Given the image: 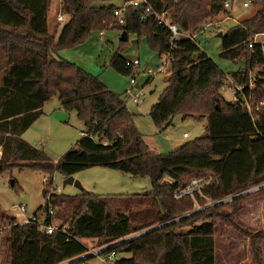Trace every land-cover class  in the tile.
<instances>
[{"label": "trees", "instance_id": "16d2710c", "mask_svg": "<svg viewBox=\"0 0 264 264\" xmlns=\"http://www.w3.org/2000/svg\"><path fill=\"white\" fill-rule=\"evenodd\" d=\"M97 1L62 0L69 18L56 37L47 25L50 0H0V173L13 168L35 169L48 175L46 181L52 183L55 171L68 177L104 166L132 177H149L152 189L128 196L53 193L34 214L54 221L58 209L65 205L70 213L68 226L62 224L47 234L33 221L11 223L6 237L10 264H61L89 252L82 241L85 238L105 239L102 247L264 183V108L253 119L239 101L225 100L221 89L227 74L198 42L186 37L172 41L171 31L156 16L170 14L182 32L200 31L212 22L205 23L212 16L228 13L226 0H149L153 12L145 6L128 8L124 23L114 14L117 7L96 5ZM7 12L14 18L5 17ZM107 17L114 18L113 27L139 37L146 35L160 57L170 53L174 58L168 85L150 111L159 129L167 128L181 112L185 118L205 116L207 135L169 153L151 150L119 95L84 69L55 57L62 48L84 40L93 29L108 27L101 25ZM257 33H264V0L253 16L224 32L221 55L244 62L232 74L238 82H248L249 71L259 68L255 94L264 99V56L260 46H248ZM58 65L60 69L52 70ZM111 65L132 73L120 55ZM205 95L211 106L208 112L188 104ZM53 96H58L65 110L77 111L86 128L57 161L23 137ZM200 178L211 180L202 193L176 198L180 187ZM241 199L230 202L236 204ZM114 201L120 205L114 207ZM50 205L55 210L52 217ZM221 208L222 204L170 222L100 254L128 253L114 264H215L213 217L222 216ZM185 226L191 229L180 232Z\"/></svg>", "mask_w": 264, "mask_h": 264}, {"label": "rangeland", "instance_id": "374dc122", "mask_svg": "<svg viewBox=\"0 0 264 264\" xmlns=\"http://www.w3.org/2000/svg\"><path fill=\"white\" fill-rule=\"evenodd\" d=\"M127 1L130 0H99L96 5H112L120 8ZM245 2L249 3L248 7H243ZM230 3L231 9L228 11L231 15L230 18L224 20L226 14H220L205 21L207 23L224 20L220 24V29L207 27L197 37L201 50L214 59L227 74L221 93L229 102L233 100L234 96L229 81L235 80L232 74L239 71L244 66V62L242 60H229L221 55L223 38L218 37L217 34L220 31L225 32L244 19L253 16L260 8L262 0H259L258 3H253L252 0H230ZM59 14H62L65 20L69 18L68 15H65L61 0H50L47 25L49 32L56 37L59 36L65 22L57 20ZM10 16L13 17L12 13L7 12L5 17L10 19ZM113 23V17L103 19L101 25H108V27L93 29L84 40L62 48L55 54V57L84 69L90 75L97 77L109 90L119 95L127 109L134 114V124L143 134L151 150L169 153L187 142H193L207 135L205 116L185 118L181 112L175 114L172 123L167 128L159 129L152 120L150 111L167 87V78L170 73L168 71L159 72L151 78L143 71L152 69L156 72L165 58L160 57L158 51L151 47L146 35L139 37L136 33L130 32L127 41L121 40L123 31L118 26L113 27ZM198 30L195 28L191 31L197 32ZM117 55L124 59L140 57L141 73L135 70L133 74L137 76L136 81L140 85L139 88H136L135 84L130 81L132 73L125 74L111 65L112 60ZM60 68L61 66L58 65L52 70ZM228 78L230 80H227ZM129 89L133 90V94L142 93L139 102L132 101V95L128 93ZM207 97L205 95L200 99H191L188 104L197 108L203 107L204 109L201 111L208 112L211 106L206 101ZM44 110L51 114L49 116L52 118L51 122L46 124L44 119H41L28 132L32 134L39 128L44 130L41 135L37 132L33 133V137L39 142L38 148L46 150L57 161L75 145L81 137V131H85L86 128L77 111L65 110L59 102L58 96H53ZM47 117L46 114L45 118ZM73 176L82 184V188L74 184L64 185L67 176L60 171H55L52 183L46 181L49 178L48 175L35 169L20 170L13 168L0 173V264H10V249L6 243V237L9 234L11 223H22L25 219L32 218L33 214L46 203L49 195L53 193L76 195L87 191L104 196L113 194L128 196L135 193L150 192L152 189L149 177H132L127 173L104 166L91 167ZM13 182H15V186H13ZM45 190H47L46 196L44 195ZM241 198L236 204L230 201L223 203L219 210L222 216L213 217L216 222L215 264H264V189L254 190L241 196ZM22 204L26 206L25 211L20 210ZM118 205H120L119 201L113 202L114 207ZM43 211L41 210L39 213H43ZM69 214L64 205L61 210L58 209L56 212V218L53 222L57 226L62 224L68 226L66 221ZM190 229L191 226H185L181 227L179 231L185 232ZM82 241L89 247V252H96L103 247L101 245L106 240L85 238ZM108 255V253L96 254L87 260L84 259L83 264H114L117 259L127 256L128 253L119 252L113 260L103 261L102 259Z\"/></svg>", "mask_w": 264, "mask_h": 264}, {"label": "built area", "instance_id": "2783aa9c", "mask_svg": "<svg viewBox=\"0 0 264 264\" xmlns=\"http://www.w3.org/2000/svg\"><path fill=\"white\" fill-rule=\"evenodd\" d=\"M62 1V0H61ZM139 6H145L146 11L148 12H153V8L149 2V0H130L129 2L127 1V3H125L122 7H118L114 10V14L117 16V20L120 23H124V12L125 10H127L128 8H134V7H139ZM249 3L245 2L243 4V7H248ZM224 7H225V11H229V9H231V3L230 0H226L224 3ZM226 14V18L224 20H227L228 18L231 17V15L228 13H223ZM157 19L160 23L164 24L165 26H167L169 28V30L171 31V40L174 41L175 39L179 38V37H186L189 38L192 41L197 42V37L201 32H204L205 29L207 27H212L215 26L217 28L220 27V24L224 22V20L222 22H220V20H217L215 22H210L207 23L206 25H204L203 29L197 32H192L190 31H186V32H182L180 30V27L178 25L177 22L174 21V19L172 18V16L168 13H156ZM57 20L59 22H64L65 19L63 17L62 14H59L57 16ZM258 45L261 48V52L262 55L264 56V33H257L255 34L249 41L248 46L250 49H254V47ZM165 60L163 61V63L158 66L157 71L155 72L152 69H148V70H144L143 73L150 75L151 77L153 75H155L156 73L159 72H164V71H168L169 73H171L172 70V62L174 60V58L170 55V53H166L162 55ZM126 66L127 67H131L132 68V77L130 79L132 84L136 85L138 84L139 88L140 85L139 83H137L136 79L137 76H134V71L136 70L138 73H141V60L140 57L134 58V59H126ZM258 70L259 68H253L249 71V75H248V82H238L236 80H230L229 78L227 80L229 81L230 84V88L233 91V102H240L241 104V108L246 111L247 113H249L251 115V117L253 119L258 118L259 117V112L264 108V99H259L256 96V89L258 87L257 81H258ZM128 93L130 95H132V101L134 102H139L142 93H134L133 94V90L129 89ZM241 97V99H240ZM185 136H187V134H185ZM167 182H169L170 184H174L175 182L173 180L170 179H166ZM211 182V180H205L203 178L200 179H194L192 180L188 185L184 186V187H180L177 191H176V198H180L184 195H189V196H193L196 193H202V188L205 185H208ZM257 187V186H255ZM256 190H258V188H256ZM51 197V195H49L48 199ZM20 210L21 211H25L26 210V206L25 205H21L20 206ZM49 216L52 217L55 214V210L52 207V205L49 206ZM30 221L36 222L39 226L40 231H43L47 234H52L54 233L56 230H59V226H57L53 221H49L46 217H39L35 214H33V217L30 219H25L21 224H26L29 223ZM65 231V226L63 227V229ZM99 250V249H98ZM103 252V251H102ZM101 251L98 253V255H100ZM116 256V252L113 251L111 253H109L108 257L103 258V261H111L115 258ZM67 263V262H66ZM65 262L61 263V264H66Z\"/></svg>", "mask_w": 264, "mask_h": 264}, {"label": "water", "instance_id": "95a60500", "mask_svg": "<svg viewBox=\"0 0 264 264\" xmlns=\"http://www.w3.org/2000/svg\"><path fill=\"white\" fill-rule=\"evenodd\" d=\"M125 28H126V24L124 25V29H125ZM217 36L223 38V36H224V32L220 31V32L217 34ZM121 40H123V41H127V40H128V33H127L126 31H123V32H122ZM136 87H138V84L136 85ZM240 99H241V97H240ZM66 184H74V185H76L77 187L82 188V184H81L78 180H76V179L74 178L73 175L68 176V177L65 179V181H64V185H66ZM262 187H264V183L261 184V185H259V186H257V187H253V188H250V189L244 190V191H242V192H240V193H238V194L232 195V196H230V197H227V198L221 199V200L217 201L216 203H212V204H210V205H208V206H206V207H204V208H201V209H198V210H194V211H192V212H190V213H188V214H185V215H183V216H180V217H178V218H176V219H174V220H171V221H169V222H166V223H163V224H159V225L153 226V227L148 228V229H146V230H144V231H141V232H139V233H137V234H134V235L128 236V237H126V238H124V239H122V240H119V241H116V242L111 243V244H109V245L103 246L102 248H100V249L97 250L96 252H88V253L83 254V255H81V256H79V257H76V258H73V259H71V260H68V261H66L67 263H66V262H65V263H66V264H74V263H77V262L82 261V260H84V259H88V258L94 257V255L98 254L100 251L102 252V251H104V250H108V249H110V248H112V247H115V246H117V245H119V244H122V243H124V242H128V241H130V240H132V239H134V238H136V237H139V236H141V235H143V234H145V233H147V232H149V231H152V230L158 229V228H160V227H162V226H164V225H166V224H168V223H170V222H176V221H179V220H181L182 218L188 217V216H190V215H192V214H194V213H197V212H199V211H202V210H205V209H210V208L216 207V206H218V205H221V204H223V203H226V202L232 201V200H234V199H236V198H239V197H241V196H243V195H245V194H248V193H250V192L256 190V188L260 189V188H262Z\"/></svg>", "mask_w": 264, "mask_h": 264}, {"label": "crops", "instance_id": "0c3cea01", "mask_svg": "<svg viewBox=\"0 0 264 264\" xmlns=\"http://www.w3.org/2000/svg\"><path fill=\"white\" fill-rule=\"evenodd\" d=\"M46 114L48 115V117L49 116H51V114H48V113H46L45 112V110H44V113L32 124V126L23 134V137L27 140V141H29L31 144H33L34 146H36V147H38V145H39V142H37L35 139H34V135H33V133H35V132H37V133H39L40 135L41 134H43L44 133V130H42L41 128H39L38 130H35V132H33L32 134H29V132L28 131H30V129H32V127L34 126V125H37V123H39V121H41V119H44V123H46V124H49L50 122H51V120H52V118H45V116H46ZM82 132V131H81ZM46 151V150H45ZM0 155H1V151H0ZM89 169V168H88Z\"/></svg>", "mask_w": 264, "mask_h": 264}]
</instances>
